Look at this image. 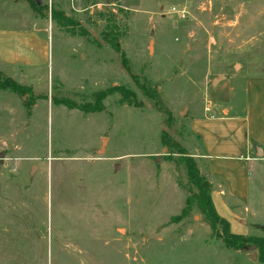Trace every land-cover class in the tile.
Masks as SVG:
<instances>
[{"label": "rangeland", "instance_id": "374dc122", "mask_svg": "<svg viewBox=\"0 0 264 264\" xmlns=\"http://www.w3.org/2000/svg\"><path fill=\"white\" fill-rule=\"evenodd\" d=\"M32 11L45 63L3 72L33 95L0 90V264H264L226 246L183 162L206 95L241 96L218 75L264 73V0H0V26ZM102 91V111L62 103ZM251 176L232 230L264 237L263 162Z\"/></svg>", "mask_w": 264, "mask_h": 264}, {"label": "crops", "instance_id": "0c3cea01", "mask_svg": "<svg viewBox=\"0 0 264 264\" xmlns=\"http://www.w3.org/2000/svg\"><path fill=\"white\" fill-rule=\"evenodd\" d=\"M30 16L32 23L27 26H0V73L3 76L8 66L39 67L44 62L47 40L42 33L49 28V19L37 16L34 11ZM243 71L218 75L223 77L220 81H224L219 87L228 88L224 98L236 91L232 80L242 75L238 79L241 96L237 101L222 100L217 91L206 95L202 111L194 114L188 123L192 155L203 171H207L213 203L218 213L230 222L231 230L234 221L235 224L245 221L237 217L226 196L247 199L252 171L259 162L264 163V73L245 74Z\"/></svg>", "mask_w": 264, "mask_h": 264}, {"label": "trees", "instance_id": "16d2710c", "mask_svg": "<svg viewBox=\"0 0 264 264\" xmlns=\"http://www.w3.org/2000/svg\"><path fill=\"white\" fill-rule=\"evenodd\" d=\"M31 3L36 6V4L31 1ZM118 48V47H117ZM0 88L5 90H10L16 92L18 94H25L29 92L33 95L31 91V87L27 85H22L18 83L15 79L9 76H3L0 73ZM115 92H121L126 97H129L126 90L120 87L112 88ZM107 91H102L96 94V100L94 104H78L72 102L70 100L64 99L62 103L66 104L70 108H79L85 112H96L102 111L104 109L103 100L108 96ZM131 94V93H130ZM164 144L167 145L165 137ZM181 153H184L183 151ZM184 164L187 168V174L189 179L193 185L197 188V194L195 196L202 212L205 214L206 218L211 223L214 229L221 227V232L219 234L220 238L223 239L226 246L230 248H241L248 244H256V246L260 250V260L264 261V237L255 236V235H243L235 233L231 230L230 222L222 217L213 203L211 192H212V184L206 175L202 174L194 157L192 156H183ZM183 213H186V209H184Z\"/></svg>", "mask_w": 264, "mask_h": 264}, {"label": "water", "instance_id": "95a60500", "mask_svg": "<svg viewBox=\"0 0 264 264\" xmlns=\"http://www.w3.org/2000/svg\"><path fill=\"white\" fill-rule=\"evenodd\" d=\"M220 78H221V77L216 78V79H215V82L218 81V80H220ZM4 156H5V152H4V151H1V152H0V162L4 159ZM118 166H119V165H118ZM118 166H117V167H118Z\"/></svg>", "mask_w": 264, "mask_h": 264}, {"label": "built area", "instance_id": "2783aa9c", "mask_svg": "<svg viewBox=\"0 0 264 264\" xmlns=\"http://www.w3.org/2000/svg\"><path fill=\"white\" fill-rule=\"evenodd\" d=\"M182 15H183V17H185L186 16V12L182 11Z\"/></svg>", "mask_w": 264, "mask_h": 264}]
</instances>
